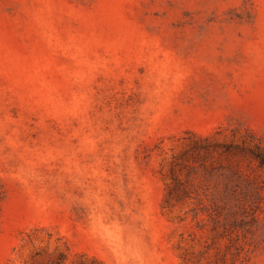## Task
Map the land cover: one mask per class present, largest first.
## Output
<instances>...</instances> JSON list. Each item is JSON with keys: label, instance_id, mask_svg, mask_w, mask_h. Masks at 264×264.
Listing matches in <instances>:
<instances>
[{"label": "rangeland", "instance_id": "rangeland-1", "mask_svg": "<svg viewBox=\"0 0 264 264\" xmlns=\"http://www.w3.org/2000/svg\"><path fill=\"white\" fill-rule=\"evenodd\" d=\"M256 145L264 0H0V264H264Z\"/></svg>", "mask_w": 264, "mask_h": 264}, {"label": "trees", "instance_id": "trees-1", "mask_svg": "<svg viewBox=\"0 0 264 264\" xmlns=\"http://www.w3.org/2000/svg\"><path fill=\"white\" fill-rule=\"evenodd\" d=\"M241 151V148L237 147V146H227L225 147L224 151H222V154L224 155H232V154H236L239 153ZM256 153H253V158H255L260 167H264V152L259 151V146L256 145Z\"/></svg>", "mask_w": 264, "mask_h": 264}]
</instances>
